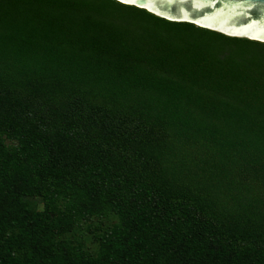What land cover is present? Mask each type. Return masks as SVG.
<instances>
[{
  "label": "trees",
  "instance_id": "obj_1",
  "mask_svg": "<svg viewBox=\"0 0 264 264\" xmlns=\"http://www.w3.org/2000/svg\"><path fill=\"white\" fill-rule=\"evenodd\" d=\"M0 264H264V43L0 0Z\"/></svg>",
  "mask_w": 264,
  "mask_h": 264
},
{
  "label": "water",
  "instance_id": "obj_2",
  "mask_svg": "<svg viewBox=\"0 0 264 264\" xmlns=\"http://www.w3.org/2000/svg\"><path fill=\"white\" fill-rule=\"evenodd\" d=\"M116 1L170 21L191 23L229 37L264 43V0Z\"/></svg>",
  "mask_w": 264,
  "mask_h": 264
},
{
  "label": "rangeland",
  "instance_id": "obj_3",
  "mask_svg": "<svg viewBox=\"0 0 264 264\" xmlns=\"http://www.w3.org/2000/svg\"><path fill=\"white\" fill-rule=\"evenodd\" d=\"M29 202L32 206L37 207L39 209L42 208V203L40 202L39 198H30ZM116 221V217L111 216L109 219H106L103 221L102 224H97L98 222L96 220L93 221V227L98 226V228L106 229L108 228L112 223ZM88 224H82L80 227H77L74 229V231L69 234L70 239L82 244L83 248L89 252L96 253L98 250L97 243L94 239L93 232L87 230ZM99 230V231H100Z\"/></svg>",
  "mask_w": 264,
  "mask_h": 264
},
{
  "label": "snow or ice",
  "instance_id": "obj_4",
  "mask_svg": "<svg viewBox=\"0 0 264 264\" xmlns=\"http://www.w3.org/2000/svg\"><path fill=\"white\" fill-rule=\"evenodd\" d=\"M123 2H127V3H135V0H123Z\"/></svg>",
  "mask_w": 264,
  "mask_h": 264
}]
</instances>
